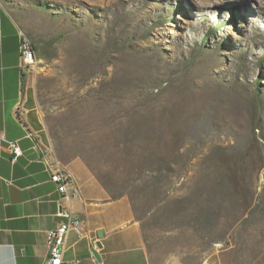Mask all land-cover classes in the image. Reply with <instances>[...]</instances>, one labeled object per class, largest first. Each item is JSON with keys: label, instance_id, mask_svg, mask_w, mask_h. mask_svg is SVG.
<instances>
[{"label": "rangeland", "instance_id": "374dc122", "mask_svg": "<svg viewBox=\"0 0 264 264\" xmlns=\"http://www.w3.org/2000/svg\"><path fill=\"white\" fill-rule=\"evenodd\" d=\"M51 145L130 200L151 264H264V0H0Z\"/></svg>", "mask_w": 264, "mask_h": 264}, {"label": "crops", "instance_id": "0c3cea01", "mask_svg": "<svg viewBox=\"0 0 264 264\" xmlns=\"http://www.w3.org/2000/svg\"><path fill=\"white\" fill-rule=\"evenodd\" d=\"M21 40L22 32L0 3V264H45L46 232L60 222V196L40 161L51 142L35 90L22 74ZM10 144L21 150L14 160ZM64 165L79 188V198L71 201V207L83 220L86 235L68 234L63 260L151 264L130 201L111 200L80 160Z\"/></svg>", "mask_w": 264, "mask_h": 264}, {"label": "built area", "instance_id": "2783aa9c", "mask_svg": "<svg viewBox=\"0 0 264 264\" xmlns=\"http://www.w3.org/2000/svg\"><path fill=\"white\" fill-rule=\"evenodd\" d=\"M20 66L24 76L35 72L37 60L31 42L22 34L19 45ZM13 160L21 155V150L14 144L9 145ZM50 181L55 184L60 198L57 202V216L60 222L46 232V246L48 257L45 264H79L78 261H64L66 240L70 232L79 238L85 237L83 220L73 212L71 201L79 198V188L73 176L59 159L55 149L50 145L40 158Z\"/></svg>", "mask_w": 264, "mask_h": 264}, {"label": "trees", "instance_id": "16d2710c", "mask_svg": "<svg viewBox=\"0 0 264 264\" xmlns=\"http://www.w3.org/2000/svg\"><path fill=\"white\" fill-rule=\"evenodd\" d=\"M34 49V48H33ZM35 52V51H34ZM41 58V56H40V54H38V56H36V58ZM106 188V187H105ZM107 190V189H106ZM108 191V190H107ZM108 193H109V198L111 199V200H116V199H119V198H121V197H124L125 195H120V196H117V197H114V196H112L111 195V193L108 191ZM130 201V200H129ZM130 204H131V202H130ZM131 209H132V205H131ZM132 213H133V209H132Z\"/></svg>", "mask_w": 264, "mask_h": 264}, {"label": "water", "instance_id": "95a60500", "mask_svg": "<svg viewBox=\"0 0 264 264\" xmlns=\"http://www.w3.org/2000/svg\"><path fill=\"white\" fill-rule=\"evenodd\" d=\"M96 246H97L98 248L101 247L99 243H97ZM92 255H93V257H94L97 261H99V257H98V255H97V253H96L95 251H92Z\"/></svg>", "mask_w": 264, "mask_h": 264}]
</instances>
